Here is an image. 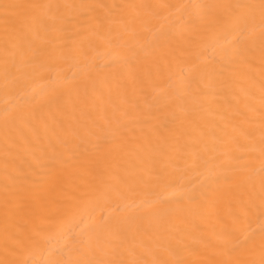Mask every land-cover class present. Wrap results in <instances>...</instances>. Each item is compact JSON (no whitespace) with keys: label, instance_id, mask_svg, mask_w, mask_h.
Segmentation results:
<instances>
[{"label":"bare ground","instance_id":"obj_1","mask_svg":"<svg viewBox=\"0 0 264 264\" xmlns=\"http://www.w3.org/2000/svg\"><path fill=\"white\" fill-rule=\"evenodd\" d=\"M0 264H264V0H0Z\"/></svg>","mask_w":264,"mask_h":264}]
</instances>
